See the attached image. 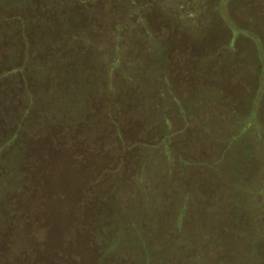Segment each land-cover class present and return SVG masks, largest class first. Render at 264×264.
<instances>
[{
    "label": "trees",
    "instance_id": "trees-1",
    "mask_svg": "<svg viewBox=\"0 0 264 264\" xmlns=\"http://www.w3.org/2000/svg\"><path fill=\"white\" fill-rule=\"evenodd\" d=\"M144 3L139 4L137 14H142ZM64 4L66 10L64 8L62 14L53 15L63 20L62 24L57 23L54 37L46 38L43 34V39L39 40V32H36L33 40L36 44V39L40 42L32 50L21 51L19 41L16 42L17 51L5 49V53L2 52L0 264H33L34 260L38 264H71L73 261L79 262L81 254L89 256V261L85 260L83 264H103L106 259L107 264H163V255L168 264L169 255L173 258V264L174 261L179 264L180 259H187L190 264H202L207 257L212 264H221L218 254L229 251L224 239L232 243V264L239 263L245 251H248V264H264V179L251 182L247 171L237 167L238 157H229L224 144L220 145V142H230L231 138L222 141L217 132L209 127H203V131L199 132L202 147L205 148L203 159H189L174 145L166 149L165 162L169 163V171L180 176L177 177L189 194L185 206L189 204L197 211L192 214L191 223L182 221L173 226V234L180 235L184 230L189 237L182 235L170 240H158L145 232L139 237L132 231L128 233L126 228L136 226L141 229L142 223L136 221L124 227L117 222L112 211L109 212L112 216L109 219L103 213L107 199L101 190L97 191L99 187L95 183L91 196L87 184L73 192L75 202L70 207L72 215L68 219V227L59 234L61 213L66 204V198L60 193L66 183L64 177L89 165L106 129L104 112L107 114L106 121L110 117L113 122L111 113L116 110L119 101L112 102L108 98L119 96L123 91L122 85L126 88L133 85L129 74L134 75L132 59L135 48L132 41L136 36L140 41L145 38L147 45H154L157 41L155 36L159 34L147 14L138 16L137 22L132 12L129 14L137 6L133 0H70ZM25 32L28 35L30 30L29 33L26 29L18 34L25 36L28 43L30 40ZM42 41L49 43L48 50L42 46ZM21 52L28 61L36 53L38 63L28 65L26 72H23L24 67L16 70L26 77L25 86L18 88L13 80H8L6 72L9 69L5 66L11 64L9 60L15 54L17 58ZM78 52L83 53L82 62L91 66L87 72L94 70L95 65L100 76L96 85L86 83L83 107L88 110V120L83 117L87 112L80 116L81 105L77 98L62 91L61 84L55 78H50L49 83L46 78V69L51 64L57 76L69 75L70 66L66 63L70 58L78 57ZM3 73L7 78L5 84L9 86L6 95ZM32 77L36 81L32 82ZM22 131L24 136L20 135ZM258 149H261L260 145ZM4 151L9 156L6 161ZM6 174L9 178L4 180ZM148 179L142 189L155 198V182ZM194 195L196 198L191 201ZM87 197L92 200L90 204ZM118 197L117 203H120V195ZM255 217L257 222H253ZM210 224H213L210 228L214 230L211 233L213 237L206 236L209 233L206 227ZM254 224L257 226L254 227ZM199 226L204 232L203 236L197 235ZM190 233L197 237L190 238ZM57 236L69 246H49L50 238L53 237L55 241ZM107 238L112 240L109 245L98 244L99 239ZM77 247L82 248L83 252L79 254ZM101 253L108 254L101 259ZM137 254L142 257V263L138 262Z\"/></svg>",
    "mask_w": 264,
    "mask_h": 264
},
{
    "label": "rangeland",
    "instance_id": "rangeland-1",
    "mask_svg": "<svg viewBox=\"0 0 264 264\" xmlns=\"http://www.w3.org/2000/svg\"><path fill=\"white\" fill-rule=\"evenodd\" d=\"M69 1L0 0V71H4L2 52L5 53V49L17 51L16 42L20 41L21 51H26L37 46L43 34L46 38L54 37L57 23L62 24L63 20L53 15L62 14L64 8L66 10L64 3ZM143 1L141 13L151 18L154 29L160 35L155 36L157 41L154 45H147L145 38L140 41L134 37L135 58L132 59L133 65L131 63L134 75L129 73L133 85L130 88L122 85L123 91L119 96L107 97L112 102L119 101L116 110L111 113L113 122L110 117L106 121L107 114L104 112L106 129L101 142L95 147V156L91 157L85 169L69 172L67 178L64 177L66 183L60 193L66 198V204L61 213L59 234L68 227V219L72 215L70 207L75 202L73 192L87 184L91 196L95 183L99 187L97 191L101 190L107 199L103 213L109 219L112 218L109 213L112 211L117 222L124 227L136 221L142 223L141 229L129 225L131 229L126 228L128 233L132 231L136 237L147 233L158 240L182 235L189 237L184 230L180 235L173 234V226L182 221L191 223L192 214L197 211L189 204L185 206L189 194L177 177L179 175L169 171V163L165 162L166 149L174 145L189 159H203L205 148L199 133L203 127L216 131L222 141L231 138L230 142H220V145L224 144L229 157H238L237 167L247 171L251 182L264 179V0H133L137 6L129 14L132 12L136 22L137 17L142 15L137 13ZM65 15L67 17L66 12ZM26 29L28 33L30 30L28 35L25 32L30 40L28 43L25 36L18 34ZM36 32H39L37 44L33 40ZM47 45L48 42H43L42 46L48 50ZM15 55L9 60L12 63L5 66L9 69L7 78L22 88L26 77L16 70L24 67L23 72H26L28 65L38 63V56L35 53V57L28 61L23 52L17 58ZM82 60V52H78V57L70 58L66 63L70 66L69 75L64 74L63 77L57 76L51 64L46 69V78L48 83L50 78H55L62 91L75 96L81 105L80 116L87 112L83 117L88 120V110L83 107L86 83L96 85L100 76L95 65L94 70L90 69L88 73L87 69L91 66ZM2 78L6 95L9 86L5 84L6 76ZM30 79L36 81V78ZM20 135L24 136V132ZM259 145L262 150L258 149ZM8 157L4 151V161ZM8 178L6 174L4 180ZM147 178L155 182V198L142 189L147 184ZM118 195L120 203H117ZM195 198L196 195L191 201ZM88 201L89 204L92 202ZM133 218L136 219L133 221ZM257 221L255 217L253 222ZM211 227L213 224L206 227L209 232L207 237H213ZM203 233L199 226L197 235L203 236ZM197 235L190 233V238ZM58 237L55 241L51 237L48 245L69 246ZM111 242L108 238L98 240L99 245ZM224 242L229 251L220 252L218 260L221 264H232V243L229 244L227 239ZM93 246L97 248L95 244ZM77 249H80L79 254L83 252L82 248ZM107 254L101 253L100 258ZM137 256L138 262L142 263V257ZM162 257L161 262L168 264L165 255ZM204 259L202 264H212L208 257ZM85 260L89 261V256L81 254V260L71 264H83ZM106 262L107 259L102 263ZM248 262V251H245L237 264ZM190 263L187 259H180L179 264ZM33 264L38 263L34 260ZM169 264H173L170 255Z\"/></svg>",
    "mask_w": 264,
    "mask_h": 264
}]
</instances>
